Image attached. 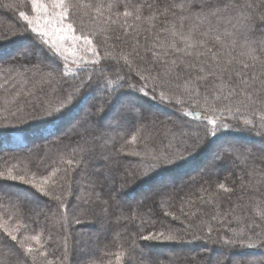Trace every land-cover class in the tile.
Here are the masks:
<instances>
[{"label":"trees","instance_id":"obj_1","mask_svg":"<svg viewBox=\"0 0 264 264\" xmlns=\"http://www.w3.org/2000/svg\"><path fill=\"white\" fill-rule=\"evenodd\" d=\"M92 2L95 3L97 0H92ZM179 2L181 0H103L105 6L109 3L115 5L113 12L117 10L123 12L125 5L129 10H132L134 6L142 4L145 15ZM212 2L223 5L226 0H212ZM234 3L242 5L244 0H234ZM255 3L259 5L261 0H255ZM147 4H152L153 8L149 9ZM8 5H15V7H8ZM199 9L200 2L197 0L193 5L192 17L184 21L185 32H187L189 25L195 23L194 15ZM20 11L31 14L29 0H0V36L7 37L0 40V60L5 59L0 63V139L11 134H20L24 136V142L26 141L28 146L31 141L29 138L35 131L43 130L54 122L58 124L59 120L66 125L70 120H66V117L63 119V115L71 110L74 111L73 115H76L79 108H83L84 103L93 97L91 92H89L90 95L87 92L94 89L95 85L93 88L85 87L80 92H76L74 86L82 80H86L88 75H92L93 71L91 72V70L94 68L98 70L101 67L110 66L112 71L105 74L109 78H114L116 74H119L132 82L138 81L123 61L120 60L117 63L111 59H101V63L97 66L89 65L82 70L78 68L70 71L71 73L68 75V69L65 68L64 63L50 56L45 45L33 39L31 34L23 36L19 34L20 30L25 27L24 22L19 18ZM104 14L106 17L110 14L106 7ZM184 14L187 15V11ZM228 14L235 15L236 13L234 9H230L229 13H225V15ZM180 15L179 12L176 15H172L170 12L167 17L160 16L155 22L156 28L151 33L145 31L149 27L145 21H135L128 18V24L132 27L128 29L127 36L124 35L123 29L116 26H112L108 31H103L101 27L107 26L96 27L90 22L89 17L72 16L70 19L75 21L77 35H91L101 57H104L107 51L120 53V48L124 49L121 52H131L135 40H138L139 46L136 50L145 57L143 62L147 65L151 63L152 55L145 49L151 47L153 42L159 43V41H155L154 33L160 31L161 40L171 39L167 33L162 32V29L171 27V24L166 23V21L178 25ZM113 19H115L114 16ZM123 19L121 17V21ZM220 24L223 26L218 27L220 33H223L225 28L229 31H235L231 25L224 22ZM13 33L16 34L13 35ZM117 35L120 36V39H116ZM260 35L259 31L254 34L255 37ZM106 38L107 42H105ZM225 39L230 44V40ZM16 43H23L22 49L27 52H20L18 47L13 49L12 46L14 47ZM239 43L241 42L238 39L237 47L231 53L233 56L242 51ZM209 46L213 48L214 52L219 53L221 64L230 58L229 48H221L210 39ZM116 48L117 51H115ZM155 50L159 51L160 49ZM36 53L45 56L42 58L43 63H37L38 59L34 56ZM185 59L191 61L194 58L186 57ZM201 59H208V62L212 63L210 53ZM135 61L140 62L142 60L137 58ZM88 68L91 70L85 76V70ZM204 68L206 73L209 70L208 65L205 64ZM53 69L55 70L54 75L48 77L47 73ZM177 71L181 74L179 80L190 75L205 74L199 73L197 70L185 72L183 66ZM95 73L98 75L93 74V80L102 85L103 79H98L99 71ZM153 74L155 75V71ZM42 77L50 82L40 83ZM213 79L209 77L207 81H204L202 88L208 90L212 87ZM34 84H36L35 88H33ZM141 84L142 82L139 81L137 86L139 87ZM175 85L174 82L169 86L175 87ZM174 89L176 90V87ZM159 91L158 89L157 92ZM69 92L74 93L73 98L59 114L44 119L31 120L33 115H43L42 111H39L41 106L45 108L59 106L60 100L67 97ZM151 98H142L141 104L148 102L152 108L169 112L163 105L164 103L161 104L158 99ZM104 100H107V93L103 90L101 100L95 101L90 108L84 107L89 110L91 116L85 120L78 119L76 121L81 123L82 127L85 124L88 127L92 126L90 130L82 128L84 130L82 133L75 130L59 134L58 132L62 130V127L54 132H52L53 130L45 131L51 133L55 139L51 137L50 142L48 141L49 143L47 142L43 146L27 147L23 140L21 146L12 149H5L0 144V171L2 172L6 173L9 168H13L14 174L32 175L35 173L36 177H42L50 175L56 168L61 169L57 172L56 177H53L57 183L50 185V188L53 196L59 195L61 197L66 205L65 208H61L60 202L56 199L41 195L29 185L7 180L0 181V186H2V191H0V222L11 227L19 225L21 236H31L43 232L42 241H46L44 250L47 251V257H38L36 264H43L45 259H51L53 264H89L91 260L98 264H117L116 254L121 251L127 252L134 240L141 246L150 243L151 251L145 250V254L142 256L139 248H137L136 254L131 259L128 256L122 257L119 264H149V262L151 264H214V258L219 257L222 253L228 255L229 259L226 264H233V262L238 264L241 261L240 256L243 257L244 255H249L246 258L248 264H260L264 257L259 254L264 253V249L230 248L222 241L235 239L234 232L240 229H244L247 235H251L253 239H258L255 235L258 232L264 234V220L257 215V207L264 210V150H253L247 146L235 148L225 144L223 147L227 152H221L227 158L216 161L217 171L212 173L206 170L202 174L194 175L175 184L171 180L169 181L171 186L153 195L150 199L127 203L134 198L135 193L142 192L141 194H144L149 182H155V177L160 180L172 170H164L161 174L153 175L134 184L130 183L127 188L121 189L125 179L131 180L130 173L136 171V165L144 156L146 146L149 152L172 150V144H168L166 138L168 139V134L171 135L169 132L177 129L176 126L180 124L181 119L176 114L171 116V118L174 117L173 119L151 118L140 113V104L136 112L138 116L142 114V119H138L135 124L129 125L127 128H124L126 125L120 126L117 123L115 127L120 130H117L116 134L114 130H109L97 122L99 115H96V109ZM115 104L116 101L113 99L105 108V112H107L103 114H106V117L102 120L104 119L107 124L112 125L113 123L111 117L113 112L117 110ZM253 106L259 107L261 105ZM193 112L199 117V119L193 117L194 120L203 127L206 124L205 118L214 115L202 110ZM20 117H28L30 121L23 125L25 133L18 131L21 127L18 124ZM251 120L254 124L260 122L255 118ZM5 123L9 124L6 125ZM207 127H211V125ZM137 130H140V135L136 144L128 143ZM238 134H241L239 136L242 138L250 139V141L260 140L264 143V137L257 134L250 133V136L236 132L232 135L231 130H219L216 137H209V141H212V144H218L220 139L237 140ZM100 135L103 137L102 140L100 139L101 141H99ZM188 138H190L188 134L184 135V138L180 134L177 137L180 141H189ZM122 147L123 151H121ZM217 147L219 146L217 145ZM132 149L139 152L140 156L129 154ZM218 152L215 153V157ZM197 153L201 155V152L198 151ZM61 159L64 161L73 159L82 162L79 166L74 163L71 166L72 170L65 173L64 169H68L70 166L67 163H61ZM113 161L119 164L117 168H115L116 166L112 167ZM197 165V157L191 155L186 161H181L180 166H177L181 169L174 170V172L179 174L185 171L187 173L194 172ZM225 165L227 166L222 168ZM101 167L105 171H102L103 174L100 176L98 173H101ZM114 174L117 175V187L111 185L109 180ZM61 176L66 177V179H59ZM257 180L262 182L257 184ZM250 181L255 185V189L248 187ZM220 183L233 188V191L224 193L218 188ZM141 184H145L143 185L144 188H141ZM137 188L139 191L136 192L135 189ZM12 191H23L37 202L31 204L29 199L24 196L16 197ZM164 193L166 195H163ZM85 200L88 203H85ZM103 201H107V204ZM65 213L70 221L67 231L55 222L58 217ZM165 213L170 214L165 215ZM192 213L195 215H191ZM77 216L89 224L91 222L96 223L95 228L94 225L89 226V229H92V235L89 236L86 232L88 230L85 229L86 223H82V225L71 223L73 218ZM213 217L216 218L213 219ZM209 228L212 229L210 235ZM169 230L184 235V242H146L138 239L141 234L158 231L167 232ZM99 234L101 235L98 237ZM49 236L50 238H48ZM65 237H67V250L69 249L67 252H65ZM88 237L91 238L90 241H87ZM78 241L79 243H77ZM25 243L33 242L25 241ZM89 250L91 255H95L92 259ZM163 250H166V257L159 256L158 258L155 256L156 251L162 252ZM18 257L23 258L20 249L0 230V264H19ZM24 259L27 260V264H33L30 258Z\"/></svg>","mask_w":264,"mask_h":264},{"label":"snow or ice","instance_id":"obj_2","mask_svg":"<svg viewBox=\"0 0 264 264\" xmlns=\"http://www.w3.org/2000/svg\"><path fill=\"white\" fill-rule=\"evenodd\" d=\"M196 2L197 0H181L179 3H172L163 9L152 11L145 15L143 11L144 5L142 4L134 6L132 10H129L127 5H125L123 12L118 10L113 12L115 5L109 3L105 6L103 0H97L95 3L92 0H29L31 14L26 11L19 12V18L25 25L19 34L21 36L31 34L33 39L47 47L49 55L55 59L67 61L71 58L72 63L76 64L78 68L81 67V61L86 64L90 60L91 64L99 65L101 59H111L117 63L123 60L129 69L133 68L134 61L137 58L142 61L145 60V57L136 50L139 46L138 40L133 38L135 43L131 52L119 55L106 52L104 57H101L91 35L76 34L75 21L70 19V17H89L90 22L94 26H107L101 27V30L108 31L112 26H116L123 29L124 35L127 36L128 29L132 27V25L128 24V18H132L135 21H145L149 25L145 31L151 33L156 28L155 22L160 16L167 17L170 12L172 15H176L177 12L181 14L178 25L171 21H166V23L171 24V27L162 29V32L167 33L171 39L167 41L161 40V32L157 31L154 33L155 41H159V43L153 42L151 47L145 49L146 52H151L152 59L150 64H147V66L144 64L136 65L135 73L139 77L138 81L132 82L119 74H116L114 78H109L105 74L112 71L110 66L101 67L98 70L94 68L92 70L93 73L99 71L100 75L98 79H103L104 89L107 93V100L101 101L96 109V115L103 114L107 104L115 99L117 107L115 119L117 123L120 126L133 125L138 119H142V114L138 116L136 109L141 104L142 98L150 95L148 90L149 83L152 84L151 95L153 98H155L159 89V99L161 101L167 100L170 103L171 100L166 94L165 89L167 86L172 85L175 80L181 78V74L177 70L183 66L185 72L197 70L199 73H205V64L208 65L209 70L204 75H195L186 79L184 88L189 97L194 99L193 106L200 104L202 99L205 111H211L212 113L219 112L220 115L206 117L203 134L196 132L191 141L182 140L181 144L174 151L149 152L146 146L144 156L141 157L136 165V171L130 173L131 180L125 179L121 185V189L127 188L130 183L134 184L153 175L161 174L164 170L180 166L181 161H186L189 156L201 147L208 137H216L218 131L226 127L223 122L227 118L224 115L226 112L229 114L234 112L240 113L242 110H248L256 104L264 107V0H261V4L259 5L255 3V0H244L242 5L235 4L234 0H226L223 5L219 3L213 4L212 0H199L200 9L194 15L195 23L189 25L187 32H185L184 21L192 17L193 5ZM8 7H15V5H8ZM105 7L110 13L107 17L104 14ZM147 7L152 9L153 5L147 4ZM230 9H234L236 14L225 15V13H229ZM186 11L187 15L184 14ZM113 16L115 19H113ZM121 17L124 18L123 21H121ZM221 22L231 25L235 31H229L225 28L223 33H220L218 25ZM257 31L261 33L259 37L254 36ZM15 34L13 33V35ZM6 38L0 36V40ZM225 38L230 40V44ZM116 39H120V36L117 35ZM209 39L221 48L230 49L228 53L230 58L223 64L220 62L219 53L214 52L213 48L209 46ZM238 39L242 41L239 43L242 51L233 56L231 53L235 51ZM69 41L71 43H67ZM81 41L82 45L80 44ZM105 42H107V38ZM81 49L84 53L90 54V56L86 58L85 55L81 54ZM155 49L160 50L156 51ZM209 53L211 54L212 63H209L208 59H201V57H207ZM186 57H193L194 59L189 61L185 59ZM43 62L42 58H38L37 63ZM154 71L155 75L153 74ZM54 72L55 70L53 69L47 73V76L52 77ZM209 77L214 78L212 87L208 89V92H211V97L207 92L202 94L200 91V88L204 87L203 82L207 81ZM139 81H143L144 83L138 87ZM49 82L48 79H44L43 77L40 81L42 84ZM94 85L95 89L100 87V84L93 80V75L90 74L86 80H82L74 87L76 92H80L85 87L93 88ZM189 85L191 87H188ZM35 87L36 84L33 85V88ZM175 87L179 88L180 85L176 84ZM73 95V92H69L67 97L60 100L57 107L45 108L41 106L39 111H42L43 115H33L31 116V120L44 119L59 114L64 106L71 102ZM223 101H228V103H223ZM218 102L222 106H218ZM177 103H182V101L177 100ZM182 115L194 116L196 119H199L194 112L190 111H183ZM259 120L260 124L257 135L264 137V113L260 114ZM29 122L28 117L18 118V124L21 126L18 130L23 131V125ZM243 123L246 126L251 125L256 127L252 120L246 119ZM208 125H211V127H207ZM139 135L140 130H137L136 134L131 136V140L128 143L135 145ZM121 151H123V147ZM129 154L140 156V153L135 151V149H132ZM226 158L222 152L216 154L217 160ZM81 162L74 161L73 159H67L66 161L61 159V163H67L70 166L68 169H64L65 173L72 170L71 166L74 163L79 166ZM59 171L61 169L56 168L50 175L42 176L37 180L35 173L31 177H27L26 174H14L13 168H9L6 173L0 171V181L7 180L29 185L41 195L56 199L60 202V207L65 208L64 201L59 195L53 196L50 188V185L57 183V181L53 180V177H56ZM59 179L64 180L66 177L61 176ZM261 182V180L256 181L257 184ZM248 187L255 189V185L251 181ZM218 188L224 193H231L233 191V188L226 186L224 183H220ZM0 191H2V186H0ZM163 195H166V193ZM84 202L88 203L87 200ZM103 203L107 204V201H103ZM105 211H107V208H105ZM181 211L183 212V209ZM169 214L165 213V215ZM191 215H195V213ZM257 215L264 220V210L259 209V207H257ZM173 218L176 217L173 216ZM215 218L213 217V219ZM55 222L65 231L70 226L66 213L58 217ZM86 222L79 216L74 217L71 221V223L76 225ZM0 230L11 241L15 242V246L20 249L23 258L18 257L19 264H27V260L24 258H30L33 264H36L38 257H47V251L44 250L46 241H42L43 232L31 236H21L19 225L16 227L5 226L2 222H0ZM211 231L212 229L209 228V235ZM246 235L245 230L240 229L234 232L235 239H224L222 242L230 248L264 249V234L256 233L255 235L258 239H253L251 235H247V239L245 240ZM138 239L146 242L181 243L184 242L185 236L176 231L169 230L167 232L158 231L141 234ZM25 241L34 242L35 247L33 243L26 244ZM137 248H139L140 254L143 256L145 250L151 251V244L141 246L135 240L132 241L131 248L127 252L121 251L116 254L117 264H119L122 257L128 256L131 259L136 254ZM65 252H67V237H65ZM261 255L264 257V253ZM228 259L227 253H222L219 257L214 258V264H226ZM43 264H53V261L45 259ZM89 264H95V261H90ZM233 264H236V262H233ZM238 264H248V262L241 260ZM260 264H264V258L261 259Z\"/></svg>","mask_w":264,"mask_h":264},{"label":"rangeland","instance_id":"obj_3","mask_svg":"<svg viewBox=\"0 0 264 264\" xmlns=\"http://www.w3.org/2000/svg\"><path fill=\"white\" fill-rule=\"evenodd\" d=\"M218 27H223V26L221 24H219ZM239 42H242V41L239 40ZM67 43H71V41H69ZM80 44L82 45V41L80 42ZM23 46H24L23 43H19V44L16 43L14 45V47L12 46V48L14 49L15 47L16 48L18 47V48H20V49H18V50H20V52H27V51H24L22 49ZM122 50H124V49L123 48H120V53L119 52H114V51H107V52H110V53L119 55L121 53H125V52H121ZM115 51H117V48L115 49ZM81 54L85 55L86 58H88L90 56V54L84 53L82 49H81ZM34 56L36 57V59H38V58H43L44 55H41L40 53H36V55H34ZM4 60L5 59L0 60V63L3 62ZM61 61L64 63L65 68L68 69L67 70L68 75L71 73L70 71L77 70L78 69L77 65L74 64V63H72L71 58H69V60H67V61H64V60H61ZM121 61H123V60H121ZM137 64H144L145 66H147V65L143 61H140V62H136L135 61L134 64H133V68L130 69V72H132V74L137 78V80H139V77H137L136 76V73H135V67H136ZM89 65H93V64H91L90 60L86 64L83 61H81V67L79 69L82 70L84 67L89 66ZM93 66H97V65H93ZM90 70H91L90 68H88V69L85 70V76L87 75V73H89ZM91 72H92V70H91ZM93 74L95 76L98 75L97 73H93ZM125 74H127V73H125ZM83 75H84V73H83ZM191 77H193V75L184 77L183 80H178V81L175 80L174 81L175 84H179L180 85L179 88L176 87V90L174 89L175 87H170V86H167L166 87L165 90H166V94L169 96V99L171 100L170 103L167 100L161 101L159 99V92L156 93L155 99H158V101L161 104L164 103L163 105H165L166 109H168L169 112H167V111L165 112V110L162 111V110H158V109L152 108L150 106V103H148V102L147 103L145 102L146 104H141V106L139 107L140 108V113H142L144 115H148L151 118L152 117H165V118H168V119H173L174 117L171 118V116L173 114H176V116H178V118L181 119L180 124L176 126L177 129H175L173 132H169V133H171V135L168 134V139L169 140L166 138V141L168 142V144L169 143L172 144V150H168V151H174L176 149V147L178 145H180L181 141L177 139V137H179V134H180V136L182 138H184V135H187L188 134L190 136V138H188V139H189V141H191L192 137L195 135L196 132H200L201 134H203V131H204V127L201 124L197 123L194 120V118H193L194 116H183L182 115V112L183 111H190V112H193L195 110L205 111V109L203 107V100L201 99L200 104H196L195 106H193L194 105V99L193 98H190L189 95H188V93L185 91L184 82H185L186 79H189ZM77 80H78V78H77ZM141 82H142V84L144 83L143 81H141ZM188 87H191V85H189ZM94 89H92V90H90V91L87 92V93L91 92L93 94V97H92L91 100H89L88 102H85L84 103L85 105L83 106V108H79V110L80 109L81 110L80 111L78 110V112L76 113V115H73L74 114V111H72V110L69 113L63 115V119L66 117L67 118L66 120H70V121L68 123H66V125L63 126L62 130L60 132H58L59 134L69 133V131L72 132V131H75V130H77L79 133H82V132H84L85 129L86 130H90V128L92 126L88 127L87 124H85V126L82 127L80 125L81 123H77L76 121L78 119L85 120V118L87 119V117L91 116V113L89 112V110H86L85 108H88V107L90 108L91 105H93V103H95V101L101 100L103 90L105 91L104 84L100 85V87L98 89H95V90ZM151 89H152V87H151V84L149 83L148 84V90L150 92V95L148 97H152V95H151ZM172 89H174V90L172 91ZM200 91H201L202 94H204L205 92H207L208 95L211 97V92H208L207 89H204V88L201 87L200 88ZM81 99H82V97H81ZM177 100L182 101V103H177ZM223 103H228V101H223ZM218 106H222L220 104V102H218ZM74 107H77V106H74ZM79 107H81V106H79ZM116 111L117 110H115L113 112V115L111 117L112 122H113L112 125L111 124H107L104 119L102 120V118L106 117V114L99 115L97 117L98 118L97 119V122L99 124L103 125V126H106L107 129H109V130H114V132H116V134H117V130H120V129L117 128V127H115V125L117 124V121L115 119ZM246 111L244 112V110H242L240 113H235L234 112V113H231V114H229V113L226 112L224 115L227 118L224 119V121H223L224 124L226 125V127L225 128H222L220 130H231L232 135L236 134V132L242 133V134H248V135H250V133L257 134V132L259 131V127L258 126H259L260 122L258 124H255L256 127H253L251 125H247L246 126L243 123V121L246 120V119L247 120H251L252 118H255L256 120H259L260 114L261 113H264V107H262V106H259V107L258 106H252L251 108H249ZM206 112L212 113L211 111H206ZM212 114H214L212 116H219L220 115L219 112L212 113ZM169 115H170V118H169ZM180 117H182V118H180ZM5 124L8 125L9 123H5ZM58 124H61L60 123V120H59V123ZM56 125L57 124L55 122L54 123H51L45 129H43V131L53 130L52 132H54V129H55ZM127 126H129V125H126L124 128H127ZM39 133H42V131L40 130ZM239 135H241V134H238V136H236V139L238 141L235 140V139H226L225 138V139H222V140L220 139L218 141V144L217 143L212 144V141H209V137H208V139L201 145V147L198 148L193 153L194 155L192 154V156L193 157L196 156L197 157V160H198V165L196 166L197 168L194 170V172L187 173L185 171V172L179 174V173L174 172V170L176 171V170H179L181 168H179V167H177V168L176 167L171 168L172 170L169 171V173H167V175L164 176V178H162V179L159 180V179H157V177H155L154 178L155 179V182H149V184L144 182L145 184H148L149 185L148 188H147V191L148 192L146 191V192H144V194H141L142 192L141 193H135L134 198L132 200H129L128 202L127 201L126 202L127 203H129V202L131 203V202H138V201L139 202L146 201V200L150 199L153 195H155V194L159 193L160 191H162L163 189L171 186V183L169 182L171 180H173L174 182H172V183L175 184V183L183 182L186 179H188L189 177H192L194 175L196 176L198 174H202L206 170L207 171L209 170L212 173H213V171L214 172L217 171L218 170V168L216 167V161H217V159H216V157L214 155L218 151L219 152H221V151L222 152H227V151H225V149L223 147V145H225V144L232 145L235 148H241L242 146H247V147L252 148L253 150H255V149L264 150L263 149L264 148V143L262 141H260V140L250 141V139L242 138ZM69 136H70V134H69ZM102 138H103L102 135H100L99 136V141H101ZM3 139L6 140V141L10 140V142L13 143L15 146H21L23 144L22 143V140L24 142V136L18 135V134L11 135V136L5 137ZM11 143H9V145H11ZM168 144H167V146H168ZM217 145L219 147H217ZM25 148H27V147H25ZM198 151L201 152V155H199L200 153L199 154L197 153ZM115 162L112 163V167H115L116 166L115 168H117V166L119 164H117ZM226 166L227 165L223 166L222 168H225ZM229 167H231V165H229ZM102 171H105L103 169V167H101V170H100L101 173H98L100 176L103 174ZM26 176L31 177L32 175H26ZM36 178L38 180V178H40V177H36ZM174 178H175V180H174ZM109 180L111 181V185H114V186L116 185V187H117V175L116 174L112 175ZM21 184H23V183H21ZM145 184H143V185H145ZM143 185L141 184V188H144ZM26 186H28V185H26ZM151 186H152V188H150ZM135 190H136V192L139 191L138 188L135 189ZM12 193L16 197L24 196L26 199H29V201H30L31 204L37 202L34 199L28 197L26 195V193H24L23 191H20V192L12 191ZM95 224L96 223H93V222H91L90 224H89V222L88 223L86 222L87 227L85 229H88L86 232L89 234V236L93 234L91 232L92 229L91 228L89 229V226L90 225H92V226L94 225V228H95ZM80 225H82V224H80ZM13 227H16V226H13ZM19 233H21V227L20 226H19ZM100 235L101 234H99L98 237ZM98 239H100V238H98ZM90 240H91V238L88 237L87 238V241H90ZM33 246L35 247L34 242H33ZM90 250H91V248H90ZM90 250H89V253H90V257L92 259V258L95 257V255H93V254L91 255ZM165 251L166 250H163L162 252L156 251L154 254L158 258H159V256H162V258H163V257H166L165 256V254H166ZM79 253H81V252H79ZM261 254H259V255H261ZM248 257H249V255H244L243 257L240 256V260L244 259L243 261H246L247 260L246 258H248ZM261 257H262V255H261ZM95 264H98V263L95 262Z\"/></svg>","mask_w":264,"mask_h":264},{"label":"bare ground","instance_id":"obj_4","mask_svg":"<svg viewBox=\"0 0 264 264\" xmlns=\"http://www.w3.org/2000/svg\"><path fill=\"white\" fill-rule=\"evenodd\" d=\"M60 123H61V122H60ZM58 125H59V126H58ZM63 125H64V124H62V123H61V124H57L56 127H55V129H54V131H58L60 128L63 127ZM18 131H19V130H18ZM39 131H40V130L35 131V132L32 134V136L29 138L31 141H30V143H28V146L26 145V141L24 142V144H25L27 147H33V146H37V145H39V146H43L45 143H47L49 140L52 139L51 137H53V136H52L51 133H49V132H45V131H43V130H41L42 133H39ZM20 132L25 133L26 131L23 130V131H20ZM55 133H56V132H55ZM11 135H16V134H11ZM11 135H8V136H6V137H9V136H11ZM18 135H20V134H18ZM4 138H5V137H4ZM53 139H55V137H53ZM56 139H57V138H56ZM49 142H50V141H49ZM49 142H48V143H49ZM9 143H11L10 140L6 141V140H4L3 138L0 139V144H1L5 149H12V148H15V147H16L13 143H11V145H9ZM150 188H152V187H150Z\"/></svg>","mask_w":264,"mask_h":264}]
</instances>
